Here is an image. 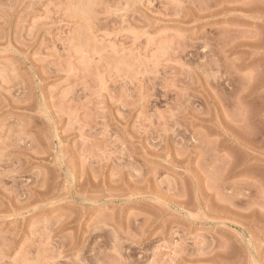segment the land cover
<instances>
[{"label":"rangeland","instance_id":"374dc122","mask_svg":"<svg viewBox=\"0 0 264 264\" xmlns=\"http://www.w3.org/2000/svg\"><path fill=\"white\" fill-rule=\"evenodd\" d=\"M0 264H264V0H0Z\"/></svg>","mask_w":264,"mask_h":264}]
</instances>
